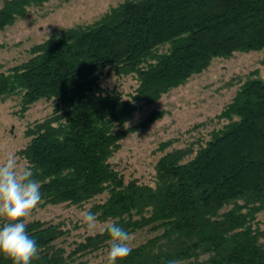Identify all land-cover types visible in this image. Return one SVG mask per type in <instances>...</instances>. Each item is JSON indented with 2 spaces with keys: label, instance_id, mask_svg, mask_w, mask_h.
Instances as JSON below:
<instances>
[{
  "label": "trees",
  "instance_id": "obj_1",
  "mask_svg": "<svg viewBox=\"0 0 264 264\" xmlns=\"http://www.w3.org/2000/svg\"><path fill=\"white\" fill-rule=\"evenodd\" d=\"M0 30L48 0H0ZM264 47V0H125L88 25L53 33L26 61L0 71V99L20 95L23 110L41 99L53 112L27 129L20 154L41 187V206H82L130 234L153 236L116 264H264V79L242 84L217 115L227 120L209 138L173 147L156 163L153 184L125 180L113 158L131 132L156 122L153 110L126 126L138 103L152 104L202 72L216 57ZM108 69L133 74L126 96L104 87ZM176 141L161 143L165 150ZM39 253L31 264H88L109 247L107 232L70 251L57 241L62 223L26 221ZM0 264H12L0 253Z\"/></svg>",
  "mask_w": 264,
  "mask_h": 264
},
{
  "label": "rangeland",
  "instance_id": "obj_2",
  "mask_svg": "<svg viewBox=\"0 0 264 264\" xmlns=\"http://www.w3.org/2000/svg\"><path fill=\"white\" fill-rule=\"evenodd\" d=\"M125 0H48L43 4L31 5L27 13L13 24L0 30V71L26 61L31 49L45 41L53 33L76 25H88L99 19L111 7ZM2 1L0 4L2 5ZM47 25V27L45 26ZM253 78L264 79V47L248 52L237 51L229 57H216L202 72L165 93L158 101L138 103L135 117L126 124H138L153 110H165V115L154 123L128 134L113 158L114 164L125 180L138 179L153 184L156 163L160 156L173 147L199 146L210 137L214 129L220 128L227 120L217 118L234 99L244 82ZM101 84L121 90L126 96L137 87L133 74L119 75L108 69L101 75ZM20 95L0 99V162L9 153L15 154L20 166L28 167L27 160L20 154L31 137L27 129L34 122L42 120L54 110V101L41 99L27 110H23ZM176 139L172 146L161 150L163 141ZM106 194L82 206L68 203L37 206L25 218L42 219L62 223L66 233L57 243L71 250L76 242L89 235L81 220V213L90 211L92 205L104 200ZM97 217V216H96ZM264 229V211L258 214ZM0 218V227L3 226ZM106 223L97 217V232ZM131 246L138 245L154 235L148 229L131 234ZM264 241V237H263ZM106 247L94 255L83 257L88 264H107Z\"/></svg>",
  "mask_w": 264,
  "mask_h": 264
},
{
  "label": "clouds",
  "instance_id": "obj_3",
  "mask_svg": "<svg viewBox=\"0 0 264 264\" xmlns=\"http://www.w3.org/2000/svg\"><path fill=\"white\" fill-rule=\"evenodd\" d=\"M40 187V183L33 179L31 169L20 166L15 154H7L0 162V218L4 221L0 227V253L11 259L12 264H31L32 259L38 256V245L26 231L25 218L41 200ZM81 220L90 235L97 234V217L94 213H81ZM104 232L110 237L107 264H116L118 259L126 258L131 253L133 236L128 231L110 222L100 229V234ZM167 264L178 262L170 260Z\"/></svg>",
  "mask_w": 264,
  "mask_h": 264
}]
</instances>
